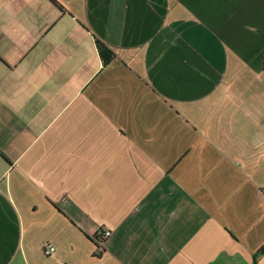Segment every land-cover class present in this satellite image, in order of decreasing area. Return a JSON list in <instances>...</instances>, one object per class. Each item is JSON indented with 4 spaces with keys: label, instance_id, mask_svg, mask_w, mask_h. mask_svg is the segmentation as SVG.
<instances>
[{
    "label": "crops",
    "instance_id": "1",
    "mask_svg": "<svg viewBox=\"0 0 264 264\" xmlns=\"http://www.w3.org/2000/svg\"><path fill=\"white\" fill-rule=\"evenodd\" d=\"M55 1L0 0V264H264V0Z\"/></svg>",
    "mask_w": 264,
    "mask_h": 264
},
{
    "label": "trees",
    "instance_id": "2",
    "mask_svg": "<svg viewBox=\"0 0 264 264\" xmlns=\"http://www.w3.org/2000/svg\"><path fill=\"white\" fill-rule=\"evenodd\" d=\"M50 1L53 4H55V5L58 6V4L56 3L55 0H50ZM96 46H97V49H98V52H99L101 58H103V59L108 58V61L111 60V59H113L114 54L103 43H101L99 40H96ZM105 56H107V57H105ZM99 238H98L97 241H99ZM262 253H264V250H261L259 252V254H262Z\"/></svg>",
    "mask_w": 264,
    "mask_h": 264
},
{
    "label": "built area",
    "instance_id": "3",
    "mask_svg": "<svg viewBox=\"0 0 264 264\" xmlns=\"http://www.w3.org/2000/svg\"><path fill=\"white\" fill-rule=\"evenodd\" d=\"M110 236V232L109 231H105L104 233H101L99 241H98V245L100 248H102L105 240ZM102 251V249L100 250V252ZM55 252V247L52 245H45L43 248V254L45 256H50ZM61 264H71V263H61Z\"/></svg>",
    "mask_w": 264,
    "mask_h": 264
}]
</instances>
